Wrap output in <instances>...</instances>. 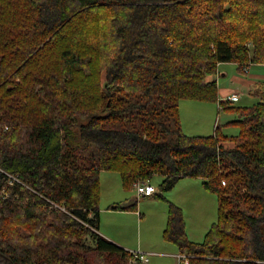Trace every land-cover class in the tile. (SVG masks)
<instances>
[{
	"label": "trees",
	"instance_id": "16d2710c",
	"mask_svg": "<svg viewBox=\"0 0 264 264\" xmlns=\"http://www.w3.org/2000/svg\"><path fill=\"white\" fill-rule=\"evenodd\" d=\"M221 63L264 65V0H0V264H128L98 232L101 171L202 179L217 221L192 241L170 203L165 240L189 264H264V98L220 102L237 135L182 128Z\"/></svg>",
	"mask_w": 264,
	"mask_h": 264
},
{
	"label": "rangeland",
	"instance_id": "374dc122",
	"mask_svg": "<svg viewBox=\"0 0 264 264\" xmlns=\"http://www.w3.org/2000/svg\"><path fill=\"white\" fill-rule=\"evenodd\" d=\"M228 66V74L222 80L221 87L234 88L239 94V101L230 105L250 107L261 101L258 82L251 87L250 92L248 86L236 79L239 77L246 80L250 74L238 72L234 63ZM256 71H264V65L251 68V72ZM200 104H209L207 106L211 109L208 111L203 109V113L201 110H195V106ZM238 117L235 111L223 110L218 103L211 105V102L202 103V101L191 99L180 101L182 128L189 135L213 134L217 125L222 127L223 133L229 136L237 135L239 127L228 123ZM100 179L101 226L99 231L102 234L109 231L111 238L131 253H143L149 262L142 261L139 264H179L182 255L179 247L165 240L163 236L170 203L182 210L186 233L192 241H203L206 232L218 219V197L204 188L200 178L180 179L171 190L161 191L159 184L162 177L154 176L152 184L156 193L163 195L162 198L157 197L156 194L150 197L138 196L134 186L131 190L125 189L120 174L115 171H102ZM133 202H137L135 211L111 209V206L117 204L122 206ZM131 211H138L139 214L135 215ZM87 244H92V241L87 240ZM138 258L139 256H136V259ZM132 263L133 261L130 260L128 264Z\"/></svg>",
	"mask_w": 264,
	"mask_h": 264
},
{
	"label": "crops",
	"instance_id": "0c3cea01",
	"mask_svg": "<svg viewBox=\"0 0 264 264\" xmlns=\"http://www.w3.org/2000/svg\"><path fill=\"white\" fill-rule=\"evenodd\" d=\"M230 64H232V63H221V64H219L218 73L216 75H210V76L207 77V79L209 81L215 80L217 82V85H218V98H219L218 100H219V102H215V103L211 102V105L212 104L216 105L218 103V106H221L222 107V105L220 104V102L228 101L227 98L229 96H231L232 94H238L235 91L234 88H222L221 87L222 80L228 74V71L227 70L229 69V66L228 65H230ZM234 65L236 66V69H237L238 72H245L247 74H250L249 77L246 80H243V79H241L239 77H236V79L238 80V82L242 83L245 86H248L250 92L252 91L251 87L258 82V84L260 86L259 92H260L262 98H264L263 97L264 96V83L262 82V81H264V71L251 72V68H253V67H259V66L262 67L263 64H251L248 67H244L243 70H240L236 64H234ZM224 66H225V68H223ZM203 102H205V101H202V103ZM207 105H209V104H206V105L200 104V106L196 105L195 106V110H201L202 113H203V109H205L206 111H208V109H211V108H209V106H207ZM228 124H230V122ZM144 197H150V196H144ZM125 204L127 205L128 203H125ZM129 204H131V203H129ZM132 213L135 214V215H138L139 214L138 211L137 212H132ZM100 226H101V211H99V229H98L99 234L102 235L103 237L107 238L108 240L114 242L115 244H117V245H119L121 247L123 246V245H121L120 243L114 241L111 238V233L109 231H106V233L104 232V234H102L99 231L100 230ZM123 248H125V247H123ZM147 262H149V260Z\"/></svg>",
	"mask_w": 264,
	"mask_h": 264
},
{
	"label": "built area",
	"instance_id": "2783aa9c",
	"mask_svg": "<svg viewBox=\"0 0 264 264\" xmlns=\"http://www.w3.org/2000/svg\"><path fill=\"white\" fill-rule=\"evenodd\" d=\"M228 101L236 102L239 100L238 94H232L227 98ZM223 184H225V181H222ZM134 188L136 189V192L138 196H149L155 193L156 189L153 186L152 182L150 180H138L134 183ZM181 256L179 259V264H189L190 263V255L181 252ZM132 264H139V262H147L148 258L142 253H132ZM136 256H139L138 259H136Z\"/></svg>",
	"mask_w": 264,
	"mask_h": 264
}]
</instances>
